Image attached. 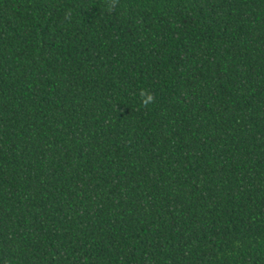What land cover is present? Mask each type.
I'll list each match as a JSON object with an SVG mask.
<instances>
[{"label": "trees", "instance_id": "obj_1", "mask_svg": "<svg viewBox=\"0 0 264 264\" xmlns=\"http://www.w3.org/2000/svg\"><path fill=\"white\" fill-rule=\"evenodd\" d=\"M111 3L0 0V264H264V0Z\"/></svg>", "mask_w": 264, "mask_h": 264}, {"label": "clouds", "instance_id": "obj_2", "mask_svg": "<svg viewBox=\"0 0 264 264\" xmlns=\"http://www.w3.org/2000/svg\"><path fill=\"white\" fill-rule=\"evenodd\" d=\"M116 4V0H112V3L109 5V9H111L112 7H114ZM141 95L144 97L143 99V103L145 105L151 104L153 101V97L150 94H146V93H141Z\"/></svg>", "mask_w": 264, "mask_h": 264}]
</instances>
